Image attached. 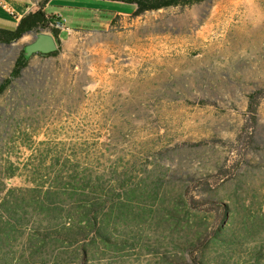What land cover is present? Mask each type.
<instances>
[{
  "label": "rangeland",
  "instance_id": "rangeland-1",
  "mask_svg": "<svg viewBox=\"0 0 264 264\" xmlns=\"http://www.w3.org/2000/svg\"><path fill=\"white\" fill-rule=\"evenodd\" d=\"M132 10L51 0L58 50L0 93V264H264V0Z\"/></svg>",
  "mask_w": 264,
  "mask_h": 264
},
{
  "label": "trees",
  "instance_id": "trees-1",
  "mask_svg": "<svg viewBox=\"0 0 264 264\" xmlns=\"http://www.w3.org/2000/svg\"><path fill=\"white\" fill-rule=\"evenodd\" d=\"M122 3H127L133 7L132 15L139 16L149 11H156L160 9H165L169 7H191L200 4L206 0H118ZM58 20L57 16H46L41 10H37L34 13H28L24 15L17 22L16 28L13 31L0 29V44L10 45L22 37L25 33H38L41 30H50L53 37L57 39L59 31L53 28V25ZM28 59H25L23 52L19 54L12 70L9 74V79L5 80L0 85V93H2L5 88L10 83L11 79H15L19 76V73L27 65ZM264 97V90L255 91L248 96V113L249 119L254 120V111L258 100ZM253 126V123H250ZM84 231L80 229L68 228L61 229L59 231H52L47 236L49 238H62L65 241H76L77 237Z\"/></svg>",
  "mask_w": 264,
  "mask_h": 264
},
{
  "label": "water",
  "instance_id": "water-1",
  "mask_svg": "<svg viewBox=\"0 0 264 264\" xmlns=\"http://www.w3.org/2000/svg\"><path fill=\"white\" fill-rule=\"evenodd\" d=\"M31 32L28 33L30 35ZM23 36V35H22ZM58 50V42L53 35L41 30L33 35V40L22 48L25 59L39 54L47 56Z\"/></svg>",
  "mask_w": 264,
  "mask_h": 264
},
{
  "label": "crops",
  "instance_id": "crops-1",
  "mask_svg": "<svg viewBox=\"0 0 264 264\" xmlns=\"http://www.w3.org/2000/svg\"><path fill=\"white\" fill-rule=\"evenodd\" d=\"M25 2V3H24ZM51 0H46L44 1V3H42L40 6L36 5V0H21L20 5H24L25 6V11L18 14L16 20L17 22L20 20V18H22L24 15L28 14V13H34L37 10H41L46 16H50V14L46 13V10L48 8V6L50 5ZM0 3L2 4V2L0 1ZM6 3V2H5ZM3 7L8 8L10 11H13L11 9L13 8H9L7 6H4V4H2ZM131 13V12H129ZM118 14H127V13H118ZM56 15L57 17H61L60 14H53Z\"/></svg>",
  "mask_w": 264,
  "mask_h": 264
},
{
  "label": "built area",
  "instance_id": "built-area-1",
  "mask_svg": "<svg viewBox=\"0 0 264 264\" xmlns=\"http://www.w3.org/2000/svg\"><path fill=\"white\" fill-rule=\"evenodd\" d=\"M6 8V7H4ZM7 11H9V13H12V11H10L8 8H6ZM53 28L57 29V28H61L63 26V21L61 17H58V20L51 25Z\"/></svg>",
  "mask_w": 264,
  "mask_h": 264
}]
</instances>
